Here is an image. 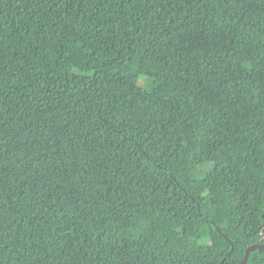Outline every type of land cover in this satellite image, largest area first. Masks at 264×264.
<instances>
[{
  "label": "trees",
  "instance_id": "16d2710c",
  "mask_svg": "<svg viewBox=\"0 0 264 264\" xmlns=\"http://www.w3.org/2000/svg\"><path fill=\"white\" fill-rule=\"evenodd\" d=\"M253 244L264 0H0V264H240Z\"/></svg>",
  "mask_w": 264,
  "mask_h": 264
},
{
  "label": "water",
  "instance_id": "95a60500",
  "mask_svg": "<svg viewBox=\"0 0 264 264\" xmlns=\"http://www.w3.org/2000/svg\"><path fill=\"white\" fill-rule=\"evenodd\" d=\"M253 250H264V245H262V244H253V245L249 246L246 249L245 256H244V258H243V260L241 261L240 264H247L248 263L250 254H251V252Z\"/></svg>",
  "mask_w": 264,
  "mask_h": 264
},
{
  "label": "rangeland",
  "instance_id": "374dc122",
  "mask_svg": "<svg viewBox=\"0 0 264 264\" xmlns=\"http://www.w3.org/2000/svg\"><path fill=\"white\" fill-rule=\"evenodd\" d=\"M66 48H69V47L66 46ZM76 52H77V51H76Z\"/></svg>",
  "mask_w": 264,
  "mask_h": 264
}]
</instances>
